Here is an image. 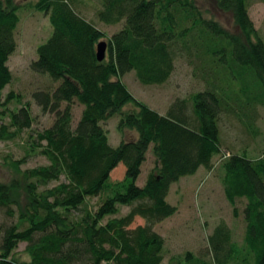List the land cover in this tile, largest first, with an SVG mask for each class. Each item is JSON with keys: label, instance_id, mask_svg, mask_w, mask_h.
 <instances>
[{"label": "trees", "instance_id": "16d2710c", "mask_svg": "<svg viewBox=\"0 0 264 264\" xmlns=\"http://www.w3.org/2000/svg\"><path fill=\"white\" fill-rule=\"evenodd\" d=\"M100 1L98 21L123 22L109 37L77 10L80 0L29 5L51 23L31 68L52 84L35 90L33 97L56 118L29 135L31 150L38 149L50 163L22 169L26 159L15 160L16 174L0 181V216L14 217L10 222L0 218V264H161L165 238L154 226L177 212L167 200L171 185L202 166L212 167L222 150L221 115L239 111L248 130L258 133L264 38L251 18L250 0H212L233 17L237 31L208 17L196 0ZM27 5L0 0V117L9 118L0 123V140L16 139L36 122L21 93L4 94L13 80L8 61L18 46L19 10ZM103 38L108 48L99 60L97 45ZM179 56L188 57L205 87L176 98L165 112L135 97L123 80L134 71L143 84H163ZM75 100L84 107L76 124ZM16 101L20 105L10 108ZM116 115L118 129L134 131L135 137L113 146L102 122ZM150 151L154 167L139 184ZM120 163L124 178L113 180ZM224 168L228 200L247 199L243 244L232 240L231 228L221 221L209 237L211 258H198V264H230L236 258L264 264V153L230 154ZM95 197L100 201L92 205ZM123 206L129 211L120 215ZM137 216L145 223L132 226ZM21 242H27L31 259L19 263L14 250Z\"/></svg>", "mask_w": 264, "mask_h": 264}, {"label": "rangeland", "instance_id": "374dc122", "mask_svg": "<svg viewBox=\"0 0 264 264\" xmlns=\"http://www.w3.org/2000/svg\"><path fill=\"white\" fill-rule=\"evenodd\" d=\"M28 5L20 8V23L16 31L18 46L9 58L8 64L13 72L12 82L4 89V94L11 90L23 95L22 102L30 105L36 116L33 130H25L16 139L0 140V181H8L16 173L13 161L25 158L21 164L22 169L49 164V159L40 151L31 150L33 147L30 134L49 127L55 120L53 112L44 111L35 101L33 92L51 85L49 77L41 75L31 68V62L37 55V47L46 40L51 32L49 17L44 12L37 11L30 4L36 0H16ZM208 17L221 22L227 29L237 31L233 17L223 10H219L212 0H196ZM77 10L89 19H94L98 27L107 33L108 37L123 26V22L106 24L96 19V9L101 7L100 0H80L76 4ZM249 11L259 33L264 38V0H250ZM107 38H103L105 40ZM194 65L188 62V57L179 56L176 60V69L171 78L163 84L146 85L141 83L134 71L123 77L130 91L139 100L145 102L160 112L167 111L169 105L178 97L190 96L192 93L205 87V82L193 74ZM237 90V89H236ZM20 105L12 102L10 108ZM128 107H131L128 106ZM127 107V108H128ZM260 114L255 127L257 134L250 132L243 123L247 119L239 111L237 114L225 113L220 118V136L222 150L212 160V167L202 166L195 174L182 177L170 187L167 200L177 206V212L172 216L158 222L154 228L165 238L164 260L161 264H198L199 259H210L209 237L215 227L225 221L232 230V240L242 247L246 230L244 210L247 199L239 198L232 204L226 197L224 190L225 168L224 161L230 154L247 153L258 157L264 153V110L257 106ZM83 105L75 100L72 106L74 124L81 117ZM9 121L8 117H0V123ZM119 117L113 116L102 122L109 134L110 143L117 146L122 140L135 137V132L129 129H118ZM155 157L150 151L142 167L138 183L143 184L149 170L154 167ZM125 174V165L120 163L112 172L113 180H122ZM56 182H52L54 184ZM92 205H96L100 198H91ZM129 211L123 206L121 214ZM1 221L6 220L5 215L0 216ZM8 218V217H7ZM14 220L8 218L6 221ZM145 220L137 216L132 226L144 224ZM27 242H21L14 250L19 263L30 261L31 256L26 250ZM192 253V260L187 259ZM230 264H242L238 258Z\"/></svg>", "mask_w": 264, "mask_h": 264}, {"label": "water", "instance_id": "95a60500", "mask_svg": "<svg viewBox=\"0 0 264 264\" xmlns=\"http://www.w3.org/2000/svg\"><path fill=\"white\" fill-rule=\"evenodd\" d=\"M108 48V42L106 40H101L98 42L97 45V57L99 60H103L105 55H106V51Z\"/></svg>", "mask_w": 264, "mask_h": 264}]
</instances>
